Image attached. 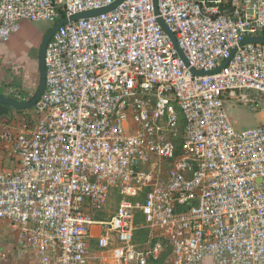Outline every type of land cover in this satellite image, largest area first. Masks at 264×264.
I'll list each match as a JSON object with an SVG mask.
<instances>
[{"label": "built area", "instance_id": "built-area-1", "mask_svg": "<svg viewBox=\"0 0 264 264\" xmlns=\"http://www.w3.org/2000/svg\"><path fill=\"white\" fill-rule=\"evenodd\" d=\"M115 1L0 0V40ZM156 10L124 0L68 20L39 100L0 115V246L23 264H264V121L237 130L228 114L264 105V43L240 45L264 37V0Z\"/></svg>", "mask_w": 264, "mask_h": 264}, {"label": "rangeland", "instance_id": "rangeland-1", "mask_svg": "<svg viewBox=\"0 0 264 264\" xmlns=\"http://www.w3.org/2000/svg\"><path fill=\"white\" fill-rule=\"evenodd\" d=\"M51 26L52 24L48 21L22 22L19 26V30L12 39L9 41L0 40V59H2L3 62L9 64H13L15 62L20 63L22 68L20 71H26L27 53L30 51V49H35L38 46V41L40 38L39 33L42 32V38L44 33ZM37 53L38 48L32 54L37 58ZM37 86L38 71H36L35 89ZM22 90L25 92V94L28 93V91L25 89ZM228 114L235 129L243 130L254 127L260 122L264 121V105H262L261 110L259 111H253L249 107L243 105L233 106L229 107ZM115 201L116 199L113 197L103 217L107 216V214H110L113 211ZM107 264H111V262H108Z\"/></svg>", "mask_w": 264, "mask_h": 264}, {"label": "water", "instance_id": "water-1", "mask_svg": "<svg viewBox=\"0 0 264 264\" xmlns=\"http://www.w3.org/2000/svg\"><path fill=\"white\" fill-rule=\"evenodd\" d=\"M123 1L124 0H116L115 2H113L112 4H110L106 7H103V8L97 9V10L78 13L76 15L71 16L69 19L64 18V19L58 21L56 24L52 25L42 36L41 42H40V45L38 48V53H37L38 86L35 89L34 93L25 102L16 101V100H14L10 97H7V96L0 93V105L4 106L5 108L14 109V110H18V111H24V110L32 108L35 105V103L39 100V98L41 97V95L45 89V85H46L45 51H46L47 44H48L49 40L51 39V36L56 32V30L59 27H61L64 23H66L68 20L74 21L77 19L87 18V17H91V16H97V15L106 13L110 10H113L115 7H117ZM154 7H155V12L157 14L156 0H154ZM227 12L228 11H225L224 14ZM157 21H158L159 25L161 26V28L169 36L170 40L172 41L173 45L175 46V48L177 50L179 57L181 58L183 64L186 67H189V63H188L184 53L180 49V47H179V45H178V43L174 37V34L168 29V27L163 23V21L160 18H158ZM251 42L252 43H264V37H249V38H246L245 40H243L240 43V45H243L246 43H251ZM234 52H235V49H233L231 51L230 57L233 55ZM229 58L226 59L220 67H218L212 71H206V72L205 71H196L193 68H189V70L191 73H193L195 75H209L211 73H215V72L221 70L227 64Z\"/></svg>", "mask_w": 264, "mask_h": 264}, {"label": "crops", "instance_id": "crops-1", "mask_svg": "<svg viewBox=\"0 0 264 264\" xmlns=\"http://www.w3.org/2000/svg\"><path fill=\"white\" fill-rule=\"evenodd\" d=\"M19 30V29H18ZM17 30V31H18ZM17 32L12 34L6 41L12 39ZM40 38L38 41V46L35 49H30L27 53V68L26 71H20V63H5L0 59V93L5 94L9 86H17L21 89H25L28 93H32L35 90V80L37 71V58L33 56V52L39 48L41 42L42 32L39 33ZM5 41V42H6ZM23 65V64H22ZM9 108H5L0 105V115L5 113ZM7 249V248H6ZM3 249L0 246V264H23L16 252H11Z\"/></svg>", "mask_w": 264, "mask_h": 264}, {"label": "trees", "instance_id": "trees-1", "mask_svg": "<svg viewBox=\"0 0 264 264\" xmlns=\"http://www.w3.org/2000/svg\"><path fill=\"white\" fill-rule=\"evenodd\" d=\"M136 239L140 243L145 242L147 239V231L144 230V231H140L139 233H137Z\"/></svg>", "mask_w": 264, "mask_h": 264}]
</instances>
